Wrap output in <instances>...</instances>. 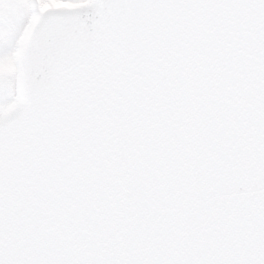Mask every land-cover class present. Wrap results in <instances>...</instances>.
I'll return each instance as SVG.
<instances>
[{
	"label": "snow or ice",
	"instance_id": "obj_1",
	"mask_svg": "<svg viewBox=\"0 0 264 264\" xmlns=\"http://www.w3.org/2000/svg\"><path fill=\"white\" fill-rule=\"evenodd\" d=\"M0 264H264V0H0Z\"/></svg>",
	"mask_w": 264,
	"mask_h": 264
}]
</instances>
